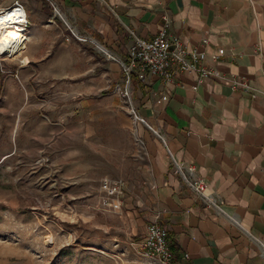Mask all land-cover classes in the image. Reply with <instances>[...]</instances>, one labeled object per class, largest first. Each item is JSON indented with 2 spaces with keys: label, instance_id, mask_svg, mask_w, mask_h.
Instances as JSON below:
<instances>
[{
  "label": "crops",
  "instance_id": "0c3cea01",
  "mask_svg": "<svg viewBox=\"0 0 264 264\" xmlns=\"http://www.w3.org/2000/svg\"><path fill=\"white\" fill-rule=\"evenodd\" d=\"M18 1L28 19L21 34L27 33L22 53L27 64L52 55L57 66L75 52L83 62L85 52L93 53L65 41L68 32L47 0ZM50 1L77 34L120 60L134 36L151 40L166 16L168 31L188 51L201 54L202 65L250 80L251 90L232 91L215 78L199 82L193 72L177 73L173 82L133 73L129 89L150 126L142 123L149 158L128 182L124 209L135 232L144 233L158 218L172 243L174 264H264V0ZM103 66L119 80L116 62ZM171 156L205 181L211 198L223 203L220 210L174 173Z\"/></svg>",
  "mask_w": 264,
  "mask_h": 264
},
{
  "label": "rangeland",
  "instance_id": "374dc122",
  "mask_svg": "<svg viewBox=\"0 0 264 264\" xmlns=\"http://www.w3.org/2000/svg\"><path fill=\"white\" fill-rule=\"evenodd\" d=\"M46 3L70 41L93 53L81 62L75 52L57 66L52 55L30 64L0 58V264H161L136 248L145 232H135L124 209L149 155L133 93L119 92L120 59L92 39L72 38ZM106 62L119 65L116 82ZM105 178L125 182L118 210L101 206Z\"/></svg>",
  "mask_w": 264,
  "mask_h": 264
},
{
  "label": "built area",
  "instance_id": "2783aa9c",
  "mask_svg": "<svg viewBox=\"0 0 264 264\" xmlns=\"http://www.w3.org/2000/svg\"><path fill=\"white\" fill-rule=\"evenodd\" d=\"M54 12L61 18V14L50 0ZM7 9H22L24 13V22H19L25 28L28 26V19L24 7L18 0H14L13 4ZM0 10V14H1ZM164 25L158 30L151 40L140 37H135L133 43L128 48L124 60H119L120 67L125 77V86L119 88L121 96L125 99L130 98L129 79L131 73L150 74L156 76L166 82H173L177 73L193 72L197 74L198 81H204L210 78H215L221 83L226 84L232 91L236 90H251L250 80L245 76H236L229 74H218L215 69L206 67L201 64V54L195 51H188L180 36L172 34L167 29L169 22L166 16H163ZM66 23V22H65ZM72 38H76L79 42H87L89 38L81 36L67 24ZM26 33H24V36ZM23 36V37H24ZM66 41L70 40V36L65 37ZM91 41V40H89ZM92 42V41H91ZM207 43V40H203ZM259 45L255 46L254 52H258ZM224 50L220 49L219 53L223 54ZM112 58L110 54H107ZM114 59V58H112ZM264 78V74H263ZM131 113L134 118L150 129V126L139 116L136 110L132 107ZM173 171L178 174L183 182L199 195L208 206L221 209L223 203L221 200L211 198L210 191L204 180L195 179L193 177V168H185L183 163H177L171 156ZM101 189L105 195L100 199L101 206L111 210H118L122 205V199L125 192V182L121 179L105 178L101 182ZM136 248L142 249L145 255L156 257L161 264H169L173 258V254L169 249L168 232L163 227L158 218L146 226L145 234L140 240L134 243Z\"/></svg>",
  "mask_w": 264,
  "mask_h": 264
},
{
  "label": "bare ground",
  "instance_id": "6f19581e",
  "mask_svg": "<svg viewBox=\"0 0 264 264\" xmlns=\"http://www.w3.org/2000/svg\"><path fill=\"white\" fill-rule=\"evenodd\" d=\"M5 9L0 14V58L19 60L25 47L21 34L27 30L19 23L24 22V13L22 9ZM98 48L101 52H106L104 48Z\"/></svg>",
  "mask_w": 264,
  "mask_h": 264
},
{
  "label": "trees",
  "instance_id": "16d2710c",
  "mask_svg": "<svg viewBox=\"0 0 264 264\" xmlns=\"http://www.w3.org/2000/svg\"><path fill=\"white\" fill-rule=\"evenodd\" d=\"M131 76H132L133 78L135 77L133 73H132ZM168 238H169V236H168ZM169 249H170L171 253L173 254V258H172V260L170 261L169 264H174V261H175V256H174V254H175V252H174V249H173L172 243H171V241H170V238H169Z\"/></svg>",
  "mask_w": 264,
  "mask_h": 264
}]
</instances>
